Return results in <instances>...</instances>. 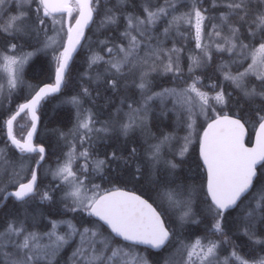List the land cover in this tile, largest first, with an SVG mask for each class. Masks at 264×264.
<instances>
[{
	"label": "snow or ice",
	"instance_id": "6c2138e0",
	"mask_svg": "<svg viewBox=\"0 0 264 264\" xmlns=\"http://www.w3.org/2000/svg\"><path fill=\"white\" fill-rule=\"evenodd\" d=\"M130 3L0 0V96L11 103L25 86L26 69L41 57H50L53 70L52 82L27 84L28 95L14 109L0 103V201L11 198L25 209L0 219V264H61L68 248L64 264H264V0H139L128 11ZM92 25L103 36L95 49L86 43L85 30ZM189 42L194 47L187 50L185 71ZM84 47L89 55L83 76L125 94L105 120L84 107L86 101L96 104L99 90L94 97L81 84L78 93L61 101L74 109L75 123L59 133L67 151L46 172L54 185L41 190L38 170L46 148L34 142L39 109L67 87L70 65ZM216 58L221 78L205 83L198 72ZM156 77H170L173 86L154 90ZM130 89L137 90L138 99L127 94ZM154 105L162 117L175 115L185 135L146 140L143 158L135 146L127 156L116 151L99 156L100 142L147 128ZM194 145L199 185L178 182L176 176ZM114 163L127 169L129 181L147 179L156 199L150 203L114 184L124 178L106 175ZM97 178L111 187H102ZM9 185L15 190L8 191ZM57 191L59 215L67 219L27 211L37 197L41 204L53 203ZM169 213L179 231L166 220ZM191 224H203L204 234L185 236ZM241 237L246 243L237 242ZM166 248L174 251L159 261L145 254Z\"/></svg>",
	"mask_w": 264,
	"mask_h": 264
},
{
	"label": "trees",
	"instance_id": "16d2710c",
	"mask_svg": "<svg viewBox=\"0 0 264 264\" xmlns=\"http://www.w3.org/2000/svg\"><path fill=\"white\" fill-rule=\"evenodd\" d=\"M138 2H139V0H138ZM138 2L136 0H131V3L127 6V10L128 11H133L132 5L133 4H138ZM88 34H90V30L88 31ZM107 34L108 33H105V35H107ZM98 36H99V34L95 35V37H97V38H98ZM99 37H101V39L103 38V36H99ZM170 44H171V41L168 42V47H169ZM187 46H188V47H186L187 49H191V48L194 47V43L193 42H189L187 44ZM187 49H186V51H187ZM186 51H185V54H186ZM83 52H84V49L82 48L78 52V54L76 55L75 60H73V63L71 65V68H70V71H69L68 84L69 83L71 84V82H70L71 75L73 76L74 72L76 70H78V72H77L78 73L77 74V81L73 82V86L75 88H78L80 86V83H83V80H81L79 78V75H82L81 74L82 65H80V62L83 59ZM186 57L187 56L185 55V58L183 60V66L186 65V66H184L185 69L187 68V64H186L187 63L186 62L187 61L186 60L187 58ZM224 58L227 59L226 56ZM49 60H50L49 57H47V58L41 57V59H39L38 61H36L35 65H33L31 68L26 69V71H25L26 72V76L29 79L31 77V80L35 84H38V85L41 84V83H43V82H45V80H47L46 82L52 81L53 70H52V67H50L51 64H49L50 63ZM218 61H220V59L219 58L218 59L216 58L214 60L213 64H212V66L207 67L203 71L204 73L202 72L204 74L205 80L207 79V77L209 78V77H212V76H213L212 79L217 80V81L220 80L221 77L219 76L218 72H216V64H217ZM45 64H47V65H45ZM73 65H74V68H73ZM77 65H79L80 69H78ZM47 66H48V68H47ZM209 69H210V71H209ZM48 72H49V74H51V76L49 74H47ZM202 73H200V74L202 75ZM213 73H214V75H213ZM198 74H199V72H198ZM215 75H217L218 77L215 76ZM39 79H40V81H39ZM155 79L157 81V86H165L167 84L173 85L172 82H171L170 77H156ZM68 84H67V87L64 88V90L67 89V88H69V85ZM225 87H226V90L227 91H228V89H230L229 91H232V89H231L230 86H227L226 85ZM97 90H99L100 93H101V95H100L101 97L100 98H104V99L105 98H109L110 100L111 99H114V98H119L120 99L121 96H123L125 94L123 91H121L120 93L117 94V93H113L111 90H109V94H108V92H106V90H105V85L103 83L97 85L95 89H92V94H93L94 97L96 96V91ZM70 92H76V91H75V89H71ZM127 94L129 96L134 97V98H138V92L135 89H130ZM60 95H62V94H60ZM57 96H59V95H55L53 97H57ZM19 98L20 97H18V99ZM235 98H236V93H233V100H235ZM104 104H105V102L104 101H101V103L99 104L100 105L99 106L100 109L97 108V110H99L101 113H104L105 112V110H101V108H102L101 105H104ZM59 105L62 108L55 110L54 109L55 106H59ZM45 107L46 108L43 110L44 113H43V117L41 119V122H42L41 127L46 126V128H49V130H50V137L48 139L47 138H40V141L42 142V144H44L47 147V150L48 151L50 149V143L49 142H51V148L52 147L53 148L57 147L56 149L59 150L61 143L57 139V136H58V133L64 127H67L68 124L70 123V121L72 119V109L68 105H66V104L53 105V103H50L49 104V102L46 103V106ZM49 111H51V112H49ZM170 118H172L171 113H169L167 117H162V116L159 115V110L157 109V107L156 108L154 107L153 112L150 114V119H149V122H148L149 123V128L150 127H154L156 130H158V129L159 130L160 129L161 130H164L165 129L164 126H166L167 127V130L172 129V128H169V126H168L169 123H170V120H169ZM172 121H173V123H175V120H173V118H172ZM161 124L163 126H161ZM114 136L110 137L111 139H107L108 141L110 140L109 142L106 140V142H100L97 145L96 152L98 153V151H99L98 154L100 156H104L105 153L108 150H109V152H111V151H114V149H116L115 151L118 154L123 155V156H127L128 155L127 151L129 150L130 147H132V146H135L136 148L138 147V143L136 142V140H138L139 138H138L136 132H134L129 137L124 138V139L123 138L120 139L117 136H115V137ZM2 137H3V135H2ZM111 141H112V143H111ZM110 145L112 146V148H111ZM197 147H198V145H194V151H192V154H189V156L187 158H185L187 161L185 163L181 164V167H180L179 170H176V176L178 175L179 182H183V183H186V184H192V182H194L197 185H199V183H200V179H199L200 173L196 171V164L198 163L197 162V158H196ZM103 152H104V154H103ZM113 168H114V170L112 169L113 170L112 172H111V169L109 170V177L110 178L111 177H117L118 174H121L124 177V178H116V179H113V183L115 182L114 184H116L117 186L124 185V186L130 187V188L134 189L135 191L141 193L145 197H147L152 202L156 199L155 197H151V195H150L151 191L149 189V182H148L147 179H145V180H143V181H141L140 183L137 184L136 182L129 181L127 179V169L121 170L115 163L113 164ZM177 171L179 173H177ZM183 172H185L184 175L182 174ZM190 176H194L195 179H189ZM104 184L106 186V181H104ZM10 187H12V186H10ZM109 187H111L110 184H109ZM39 188L42 190V181H39ZM200 195H201V193H199V197L197 198L196 205H195L196 210H197L198 213L200 212V209L203 207L202 200L200 199L201 198ZM35 200L31 201L27 205V211L29 213H32V214H35V215H39V214L47 215L48 213H50V211L56 210L57 207H58L57 205H54V203L53 204L51 203L52 206L47 207V205L45 203L44 204H41L40 202H38L39 201L38 198H36ZM157 203H154V204L157 206ZM33 207H35V208H33ZM0 208H2V209H0V219L4 218V215H6V214L21 213V212H23L25 210L20 204L15 203L14 200L11 199V198L6 202L5 205H3ZM13 208L16 210V212H14L15 210ZM158 208L161 209V211H164V208H160V207H158ZM10 210H11V212H10ZM7 211H9V213H7ZM236 213H238L237 210L231 212V214L229 216V225H231L232 223L235 222L234 221V218L236 217V215H235ZM168 216H170L171 218L168 217ZM168 216L166 217V220L171 224V226L173 228H177V231H179V229H178V227H177V225L175 223L176 221L174 220L175 219L174 218L175 216L173 214H171V213H169ZM170 219H171V221H169ZM190 234L192 236H195V235H203L204 234V225L203 224H200V225H195V224L186 225L185 228H184V235L185 236H188ZM239 240H238V243H246V239L243 238V237H241ZM165 250H167V248ZM165 250H163V251H165ZM242 251L243 252L244 251L245 252H248V248L245 247ZM156 254L159 255V253H156ZM261 254H264V253H261ZM152 259H153V257H152Z\"/></svg>",
	"mask_w": 264,
	"mask_h": 264
},
{
	"label": "rangeland",
	"instance_id": "374dc122",
	"mask_svg": "<svg viewBox=\"0 0 264 264\" xmlns=\"http://www.w3.org/2000/svg\"><path fill=\"white\" fill-rule=\"evenodd\" d=\"M90 30V34H88V38H89V41H87L86 43H90L91 44V47H93L94 49L96 48V45H95V41L97 40V37H95V35H97L98 33H97V29H96V25H92V27L90 28V29H87V31H89ZM94 30V31H93ZM94 35V36H93ZM99 38H101V37H99ZM194 43V42H193ZM169 47H171V45L169 46ZM84 49V52H83V59L81 60V62H80V65H82V73L81 74H83V72L85 73V71L87 70V62H86V59H87V54L89 55V52H88V48L87 47H84L83 48ZM188 50V49H187ZM186 53H187V51H186ZM78 54V53H77ZM76 54V55H77ZM50 58V57H49ZM220 61H218L217 62V64L219 63ZM187 64H188V61H187ZM78 66V65H77ZM85 69H84V68ZM245 67H246V65H245ZM78 69H80V67L78 66ZM84 69V70H83ZM185 70H187V68L185 69ZM242 70V69H241ZM96 71H103V66H101L99 69H95V70H93V75H94V73L96 72ZM77 71H75L74 72V74H73V76L71 75V78H70V82H71V84L69 83L68 85H69V88H67V89H65L64 90V88H63V90H62V92L60 93V94H62V95H60V94H57V95H59V96H57V97H50V98H48L47 100H49V104L50 103H53L54 105H58V104H63V103H61V101L65 98V97H68V96H73V95H75L76 93H78L79 91H80V86H81V84H83L84 86H88L91 90L92 89H95L96 88V86H97V84L96 83H93V82H90L88 79H87V77H85V76H83V75H79V78L81 79V80H83V83H80V86L78 87V88H75L74 86H73V82H75V81H77ZM28 77L26 76V72H25V75H24V79H25V86L19 91V93H17V94H15V96H13V100L11 101L12 103H9L8 102V100H6L3 96H0V103H2V104H4V106L6 107V108H11V109H14L15 108V106H16V104H18V103H20V102H22L23 101V99H24V97H26L27 95H28V89H27V84H32V85H38V84H35L34 82H32V80L31 79H29L30 81H28V79H27ZM72 79V80H71ZM207 79H208V77H207ZM207 82H208V80H206ZM207 82H205V83H207ZM172 87L173 85H165V87ZM164 87V86H163ZM71 89H75V91L76 92H70L71 91ZM156 89H158L159 90V86H157L154 90H156ZM157 90V91H158ZM106 92H108V94H109V90H107ZM118 94V93H117ZM18 95H20V98L18 99L17 97H18ZM59 97V98H58ZM101 96H99V98H97V100H96V104L95 105H92L91 104V102H89V101H86L85 102V104H84V107H92L93 108V110L95 111V112H98L99 113V119L100 120H105V119H107V118H102V116H101V112L99 111V110H97V108L98 109H100V103H101V101H104L105 102V104L104 105H101L102 106V108H101V110H105V115L106 116H108L109 115V113H111V112H113L114 110H115V108L119 105V103H120V99L119 98H114V99H109V98H100ZM18 101H17V100ZM102 99V100H101ZM138 99V98H137ZM16 100V101H15ZM15 101V102H14ZM14 102V103H13ZM57 103V104H56ZM12 104V105H11ZM15 104V105H14ZM106 105V106H105ZM11 106H13V107H11ZM69 106V105H68ZM71 109H72V119H71V121L70 122H72V123H69L68 124V127H64L60 132H64V133H68L69 132V130L70 129H72L73 128V125H74V123H75V111H74V109L71 107V106H69ZM154 107H157V109L159 110V105H157V106H155L154 105ZM168 107H171V105H168ZM62 107L61 106H55V110L56 109H61ZM101 113V114H100ZM173 114L171 113V116H172ZM150 118V117H149ZM172 118H173V120H175V123H173V122H170V124H172L173 123V125H174V127L172 126H170L169 128H172V129H170L169 131H167V127L166 126H164L165 127V129L164 130H156L154 127H150L149 128V123H148V126H147V128H145L144 130H145V133L146 134H144L143 133V136H144V138L148 141V143H152V141H156L155 139H152L153 137H157V136H159L160 137V135L161 134H164V133H175L177 136H183V135H185V131H184V129L183 128H181V127H179L178 125H177V123H176V117H175V115H173L172 116ZM175 118V119H174ZM149 122V121H148ZM201 123H202V121H201ZM97 126H99V125H97ZM149 129H150V132H149ZM139 130V129H138ZM138 130H136V131H138ZM143 130V131H144ZM161 131V132H160ZM59 132V133H60ZM163 132V133H162ZM59 133H58V136H57V139L60 141V149L59 150H57L56 148L57 147H55V148H51V142H49L50 143V149H49V157L48 158H46L45 159V161L41 164V166H40V168H39V174H40V176H43L42 177V187H43V189H45V188H47L44 184L46 183L45 181H47V179L48 180H50V181H52V179H51V176L50 175H46L45 173L47 172V170L49 169V168H55V166H56V161H57V158L58 157H61L62 158V156H61V153L62 152H65L66 151V147H65V145H64V141L60 138V135H59ZM137 133V132H136ZM149 133V134H148ZM147 134H148V136H147ZM158 134H160V135H158ZM2 135L3 134H0V140H2L3 139V137H2ZM146 135V136H145ZM39 136H40V138H49L50 137V130H49V128H46V126H43V127H41L40 128V131H39ZM138 136V135H137ZM118 138H121V137H123V136H117ZM148 137H152V138H148ZM125 137H123V139H124ZM139 138V137H138ZM151 139V140H150ZM0 147H3V144L2 143H0ZM64 148H66V149H64ZM166 153H165V156H166V158H168V159H171L172 157H171V155L167 152V150L165 151ZM167 154V155H166ZM190 154H192V152H190ZM10 155H12L13 156V158H15V155L14 154H12V153H10ZM53 155V156H52ZM168 156V157H167ZM189 156V155H188ZM187 156V157H188ZM170 157V158H169ZM186 157V158H187ZM53 160V161H52ZM47 163V164H46ZM44 164V165H43ZM46 164V165H45ZM48 165V166H47ZM52 165V166H51ZM112 167H113V165H112ZM47 168V169H46ZM180 168H178L177 170H179ZM177 173H179L178 171H177ZM183 175L185 174V172H183L182 173ZM44 176H45V178H44ZM177 177H178V175H177ZM179 179V178H178ZM98 180H101V179H99V178H97L96 179V183H99V184H101ZM4 182L5 183H7V177H5L4 178ZM104 182V180L102 181V183ZM178 182H179V180H178ZM54 181H53V183H52V185H54ZM194 182H192V184H193ZM194 184H196V183H194ZM48 185H49V182H48ZM197 185V184H196ZM11 185H9L8 187H10ZM49 187V186H48ZM103 187V186H102ZM152 188V187H151ZM42 189V190H43ZM153 192H155L154 190H153ZM56 194L57 195H59V201H58V203H60V192H56ZM199 197V192L196 194V197H195V199L197 200V198ZM200 199L202 200L203 199V197H202V194L200 195ZM38 198V197H37ZM39 199V198H38ZM62 206V205H61ZM33 208H35V207H33ZM237 212H239V210H237ZM236 216L238 215V213H236L235 214ZM61 218H64V219H67L68 217H61L60 215H58L57 216V218H55V219H61ZM80 218L78 217V220H79ZM196 236V235H195ZM194 237V236H193ZM66 252H65V254H64V258H62V261H61V264H64V260H66L67 259V257L70 255V253H71V251H72V248H69V249H66L65 250ZM140 251H142V252H144L142 249H140ZM172 251H174V249H171V248H167V250H165V251H163L160 255H158V258H161V257H163L164 255H166V254H168V253H170V252H172ZM146 254V253H145ZM147 255V254H146Z\"/></svg>",
	"mask_w": 264,
	"mask_h": 264
},
{
	"label": "flooded vegetation",
	"instance_id": "af4514ba",
	"mask_svg": "<svg viewBox=\"0 0 264 264\" xmlns=\"http://www.w3.org/2000/svg\"><path fill=\"white\" fill-rule=\"evenodd\" d=\"M49 102V100L47 101H45V102H43V104H42V106H41V109H39L40 110V112H41V115H42V117H43V110L46 108L45 106H46V103H48ZM101 114V113H100ZM101 116H105V114L104 113H102L101 114ZM41 125H42V122H41ZM172 125L173 124H170L169 123V127L171 126L172 127ZM173 127H174V125H173ZM150 130V129H149ZM140 129L138 130V133H140ZM137 132V131H136ZM250 132H251V129H250ZM137 133V135H141V136H138L139 137V139L138 140H136V142L138 143V147H140V148H138L137 147V150L138 151H140V150H142V151H140L139 153H140V155H141V158H143V150H145V149H143V148H146L147 147V144L145 143V141H146V139L145 138H143L144 136L142 135L143 133H145V130L144 131H141V133L140 134H138ZM146 134V133H145ZM141 137V138H140ZM35 142L36 143H41L42 144V142L40 141V136H39V130H38V132H37V136H36V139H35ZM146 144V145H145ZM107 153H109V150L107 151ZM197 154H198V147H197V153H196V157H197ZM49 151L47 150V148H46V155H45V159L46 158H48L49 157ZM101 158H103L104 156H100ZM38 158V157H37ZM45 161V160H44ZM197 162H198V160H197ZM34 166V165H33ZM112 169H113V167L111 168V172H112ZM38 174H39V170H38ZM106 175L109 177V171L106 173ZM39 181H42V177L40 176V174H39ZM39 181H38V184H39ZM98 181H100V183H101V185L104 187V188H109V183L106 181V180H104V181H106V186H105V184H104V182L102 183V181L103 180H98ZM46 183L44 184L46 187H48V186H50V185H52V183H53V181H50V180H48L47 179V181H45ZM48 182H49V185H48ZM122 186H124V185H122ZM125 187V186H124ZM152 186L149 184V189H150V191L152 190V188H151ZM14 188V187H13ZM42 189H43V187H42ZM8 190V189H7ZM149 191V190H148ZM150 195H151V197H155L156 198V193L155 192H152L151 191V193H150ZM59 195H57L56 193H54V205H57L58 207H57V209L56 210H52V211H50V213H48L46 216H52V218H57V216L60 214V212L63 210L62 209V206H61V204L60 203H58V201H59ZM147 198V197H146ZM148 199V198H147ZM152 202V201H151ZM52 203V204H53ZM46 205H47V207H50V206H52V204H48V203H45ZM155 205V204H154ZM156 206V205H155ZM159 210H161V209H159ZM77 220H78V217H77ZM141 249L143 250V251H145V249L143 248V247H141ZM65 252L66 251H64V253L62 254V258H64V254H65ZM162 252H160L159 253V255L161 254ZM146 254H147V256L149 255V254H153V255H149L148 257H150V256H153V259H152V257H150L151 258V260H153V261H159L160 260V258H158V255L155 253V252H153L151 249H148L147 250V252H146ZM149 258V259H150ZM61 261H62V259H61Z\"/></svg>",
	"mask_w": 264,
	"mask_h": 264
},
{
	"label": "bare ground",
	"instance_id": "6f19581e",
	"mask_svg": "<svg viewBox=\"0 0 264 264\" xmlns=\"http://www.w3.org/2000/svg\"><path fill=\"white\" fill-rule=\"evenodd\" d=\"M136 1L138 2V0H136ZM93 31H94V30H93ZM93 36H94V35H93ZM170 45H171V44H170ZM170 45H169V46H170ZM187 47H188V46H187ZM186 49H187V48H186ZM185 55H186V54H185ZM87 56H88V54H87ZM186 58H187V57H186ZM40 59H41V58H40ZM217 59H218V58H217ZM186 60H187V59H186ZM49 61H50V60H49ZM186 62H187V61H186ZM45 63H46V62H45ZM49 64H50V63H49ZM186 64H187V63H186ZM45 65H47V64H45ZM78 66H79V65H78ZM78 66H77V67H78ZM86 66H87V65H86ZM184 66H186V65H184ZM210 66H212V65H210ZM210 66H209V67H210ZM50 67H51V66H50ZM87 67H88V66H87ZM87 67H86V68H87ZM30 68H31V67H30ZM47 68H48V66H47ZM73 68H74V65H73ZM83 68H84V67H83ZM50 69H51V68H50ZM50 69H49V70H50ZM84 69H85V68H84ZM84 69H83V70H84ZM31 70H32V69H31ZM45 70H46V69H45ZM81 70H82V69H81ZM93 70H95V69H93ZM33 71H34V70H33ZM76 71L78 72V70H76ZM79 71H80V70H79ZM185 71H186V70H185ZM207 71H208V70H207ZM209 71H210V69H209ZM211 71H212V70H211ZM51 72H52V71H51ZM79 73H80V72H79ZM81 73H82V72H81ZM203 73H204V72H203ZM203 73H202V75L204 76ZM27 74H28V73H27ZM47 74H49V72H48ZM83 74H84V72H83ZM83 74H82V75H83ZM94 74H95V73H94ZM199 74H200V73H199ZM218 74H219V73H218ZM28 75H29V74H28ZM34 75H35V74H34ZM39 75H40V74H39ZM39 75H38V76H39ZM49 75L51 76V74H49ZM205 75H206V74H205ZM213 75H214V73H213ZM45 76H46V75H45ZM207 76H208V75H207ZM215 76H217V75H215ZM219 76H220V75H219ZM43 77H44V76H43ZM48 77H49V76H48ZM217 77H218V76H217ZM41 78H42V77H41ZM41 78H40V79H41ZM211 78H213V76H212ZM27 79H28V78H27ZM30 79H31V77H30ZM40 79H39V81H40ZM49 80H50V79H49ZM206 80H208V79H206ZM206 80H205V82H207ZM28 81H30V80L28 79ZM46 81H47V80H45V82H46ZM32 82H33V81H32ZM40 83H41V82H40ZM43 83H44V82H43ZM168 85H169V84H168ZM164 87H165V86H164ZM169 87H170V86H169ZM27 89H28V88H27ZM156 90H158V89H156ZM229 90H230V89H228V91H229ZM19 94H20V93H19ZM14 96H15V95H14ZM18 97H20V96L18 95ZM18 97H17V98H18ZM12 100H13V99H12ZM16 100H17V99H16ZM16 100H15V101H16ZM15 101H14V102H15ZM17 101H18V100H17ZM14 102H13V103H14ZM11 103H12V102H11ZM56 104H57V103H56ZM11 105H12V104H11ZM14 105H15V104H14ZM53 105H54V104H53ZM169 105H171V104H169ZM50 106H51V105H50ZM59 106H60V105H59ZM155 106H157V105H155ZM11 107H13V106H11ZM155 108H156V107H155ZM54 109H55V108H54ZM50 110H51V109H50ZM56 110H57V109H56ZM49 112H51V111H49ZM154 115H155V114H154ZM152 116H153V115H152ZM172 116H173V115H172ZM154 117H155V116H154ZM152 118H153V117H152ZM156 118H157V117H156ZM158 118H159V117H158ZM149 119H150V118H149ZM165 119H166V118H165ZM174 119H175V118H174ZM169 120H170V122H173V121H172V118H170ZM155 122H156V121H155ZM70 123H72V122H70ZM72 124H73V123H72ZM172 124H173V123H172ZM161 126H163V125L161 124ZM172 126H173V125H172ZM67 127H68V126H67ZM155 127H156V126H155ZM68 128H69V127H68ZM164 128H165V127H164ZM166 129H167V128H166ZM70 130H71V129H70ZM137 130H138V129H137ZM169 130H170V129H169ZM169 130H167V131H169ZM149 132H150V130H149ZM137 133H138V131H137ZM140 133H141V131H140ZM140 133H138V134H140ZM150 133H151V132H150ZM162 133H163V132H162ZM166 133H167V132H166ZM144 134H145V133H144ZM148 134H149V133H148ZM148 134H147V136H148ZM142 135H143V134H142ZM158 135H160V134H158ZM161 135H162V134H161ZM161 135H160V136H161ZM113 136H114V135H113ZM138 136H141V135H138ZM145 136H146V135H145ZM114 137H115V136H114ZM120 137H121V136H120ZM141 137H142V136H141ZM141 137H140V138H141ZM155 137H156V136H155ZM157 137H159V136H157ZM121 138H123V137H121ZM121 138H120V139H121ZM143 138H144V137H143ZM148 138H152V137H148ZM109 139H111V138H109ZM114 139H115V138H114ZM117 139H118V138H117ZM152 139H153V138H152ZM150 140H151V139H150ZM107 141H108V140H107ZM109 141H110V140H109ZM109 141H108V142H109ZM155 142H156V141H152V143H155ZM111 143H112V141H111ZM150 143H151V142H150ZM103 144H104V143H103ZM46 145H47V144H46ZM145 145H146V144H145ZM110 146H111V145H110ZM193 147H194V146H193ZM111 148H112V146H111ZM138 148H140V147H138ZM64 149H66V148H64ZM103 149H104V148H103ZM113 149H114V148H113ZM140 149H141V148H140ZM143 149H145V148H143ZM96 150H97V149H96ZM115 150H116V149H114V151H115ZM66 151H67V149H66ZM103 151H104V150H103ZM140 151H142V150H140ZM140 151H138V152H140ZM165 151H166V150H165ZM111 152H112V151H111ZM143 152H144V150H143ZM98 153H99V151H98ZM106 153H107V152H106ZM125 153H126V152H125ZM127 153H128V151H127ZM165 153H166V152H165ZM61 154H62V153H61ZM103 154H104V152H103ZM142 155H143V154H142ZM166 155H167V154H166ZM52 156H53V155H52ZM167 157H168V156H167ZM169 158H170V157H169ZM52 161H53V160H52ZM186 161H187V160H186ZM46 164H47V163H46ZM46 164H45V165H46ZM43 165H44V164H43ZM47 166H48V165H47ZM51 166H52V165H51ZM180 167H181V166H180ZM46 169H47V168H46ZM113 170H114V168H113ZM113 170H112V171H113ZM117 170H118V169H117ZM45 174H46V173H45ZM41 177H43V176H41ZM44 178H45V176H44ZM106 181H107V180H106ZM99 182H100V181H99ZM114 183H115V182H114ZM141 184H142V183H141ZM141 184H140V185H141ZM108 185H109V184H108ZM145 185H146V184H145ZM11 186H12V185H11ZM144 188H145V187H144ZM131 189H132V188H131ZM133 190H134V189H133ZM151 191L153 192V189H152ZM35 201H36V200H35ZM38 202H39V201H38ZM199 203H200V202H199ZM38 204H39V203H38ZM4 205H5V204H4ZM40 205H41V204H40ZM9 207H10V206H9ZM3 208H4V207H3ZM160 208H161V207H160ZM0 209H2V208H0ZM13 209H14V208H13ZM5 210H6V209H5ZM5 210H4V211H5ZM14 210H15V209H14ZM162 210H163V209H162ZM164 210H165V209H164ZM10 212H11V210H10ZM14 212H16V210H15ZM7 213H9V211H7ZM2 215H3V214H2ZM168 215H169V214H168ZM4 216H5V215H4ZM168 217H170V216H168ZM170 218H171V217H170ZM174 218H175V217H174ZM174 220H175V219H174ZM169 221H171V219H170ZM175 223H176V222H175ZM175 223H174V224H175ZM239 241H240V240H239ZM237 242H238V241H237ZM68 249H69V248H68ZM244 252H245V251H244ZM150 255H151V254H150ZM152 255H153V254H152ZM148 256H149V255H148ZM150 257H151V256H150ZM150 257H149V258H150ZM152 257H153V256H152ZM150 259H151V258H150Z\"/></svg>",
	"mask_w": 264,
	"mask_h": 264
},
{
	"label": "water",
	"instance_id": "95a60500",
	"mask_svg": "<svg viewBox=\"0 0 264 264\" xmlns=\"http://www.w3.org/2000/svg\"><path fill=\"white\" fill-rule=\"evenodd\" d=\"M86 33H87V29L85 30V35H86ZM79 51V50H78ZM78 53V52H77ZM75 56H76V54H75ZM74 56V57H75ZM73 63V62H72ZM72 63H71V65H72ZM71 65H70V67H71ZM45 83H50V82H45ZM42 84H44V83H42ZM41 84V85H42ZM39 124H40V122H39ZM39 124H38V128H39ZM37 131H38V129H37ZM36 138V137H35ZM35 138H34V140H35ZM13 190H15L14 188H12V189H9L8 191H13ZM127 190H129V189H127ZM137 193V192H136ZM137 194H139V193H137ZM141 195V194H140ZM144 197V196H143ZM145 198V197H144ZM146 199V198H145ZM150 202V201H149ZM151 203V202H150ZM5 203H3L2 201H0V207H2L3 205H4ZM155 207V206H154ZM158 210V209H157ZM159 211V210H158Z\"/></svg>",
	"mask_w": 264,
	"mask_h": 264
}]
</instances>
